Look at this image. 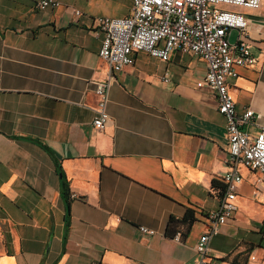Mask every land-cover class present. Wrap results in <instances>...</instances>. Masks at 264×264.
I'll list each match as a JSON object with an SVG mask.
<instances>
[{
  "label": "crops",
  "instance_id": "obj_1",
  "mask_svg": "<svg viewBox=\"0 0 264 264\" xmlns=\"http://www.w3.org/2000/svg\"><path fill=\"white\" fill-rule=\"evenodd\" d=\"M36 1L0 0V264H197L201 214L218 208L211 183L228 149L213 92L196 86L205 62L135 53L114 75L109 122L96 131L94 82L111 70L94 19L127 16L132 0H55L44 10ZM221 8L248 19L257 63L235 67L227 83L236 114L253 111L242 130L255 137L264 128V0L253 11ZM237 37L231 31L230 43ZM240 173L236 211L211 239L207 264H264V185ZM61 180L78 195L67 229ZM188 207L199 220L176 242L167 222Z\"/></svg>",
  "mask_w": 264,
  "mask_h": 264
},
{
  "label": "built area",
  "instance_id": "obj_2",
  "mask_svg": "<svg viewBox=\"0 0 264 264\" xmlns=\"http://www.w3.org/2000/svg\"><path fill=\"white\" fill-rule=\"evenodd\" d=\"M261 0H132L129 15L122 18L97 17L94 19L95 34L103 38L98 56L106 61L111 75L94 82L97 103L92 127L102 131L109 122L107 105L114 75L132 65L134 54L145 52L151 57L167 62L173 51L191 54L206 64L204 78L198 88L210 89L217 103V111L225 118V136L228 143L225 159L226 171L221 177L224 192L218 208L205 214V231L200 235L195 251L197 264H207L209 244L236 211L235 198L242 183L240 168L256 176L254 187L264 185V128L255 137L243 130L253 122L254 113L247 109L242 115L235 112V103L229 92L227 78H235V67L250 68L257 63L247 43L248 19L242 12L221 8L222 5L257 10ZM55 0H38L34 8H55ZM78 15L79 12H76ZM238 33L237 42L231 44V31ZM168 82L167 76L163 77ZM78 195L69 193V199ZM143 235H152L150 229L140 226ZM171 239L181 241L179 233Z\"/></svg>",
  "mask_w": 264,
  "mask_h": 264
},
{
  "label": "trees",
  "instance_id": "obj_3",
  "mask_svg": "<svg viewBox=\"0 0 264 264\" xmlns=\"http://www.w3.org/2000/svg\"><path fill=\"white\" fill-rule=\"evenodd\" d=\"M211 188L215 192L216 196L220 199L222 197V194L224 192V185L223 182L218 180H213L211 183ZM60 192L61 196L66 201V229H67V217L69 216V192H68V186L67 183L63 180H61L60 183ZM197 211L195 208H187L184 216L180 219H176L174 217H170L166 229H165V235L169 238H172L176 233H179L180 236L183 238L185 237L192 224H194L196 221H198ZM204 214H201V217H204Z\"/></svg>",
  "mask_w": 264,
  "mask_h": 264
}]
</instances>
